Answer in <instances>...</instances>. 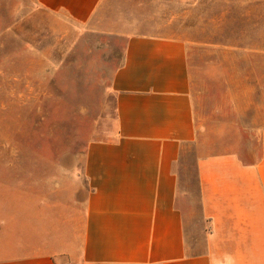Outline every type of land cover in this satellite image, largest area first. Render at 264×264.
Returning <instances> with one entry per match:
<instances>
[{
	"label": "crops",
	"instance_id": "1",
	"mask_svg": "<svg viewBox=\"0 0 264 264\" xmlns=\"http://www.w3.org/2000/svg\"><path fill=\"white\" fill-rule=\"evenodd\" d=\"M18 1L121 56L83 159L51 160L12 212L0 195V264H264V48L145 32L111 0Z\"/></svg>",
	"mask_w": 264,
	"mask_h": 264
},
{
	"label": "rangeland",
	"instance_id": "2",
	"mask_svg": "<svg viewBox=\"0 0 264 264\" xmlns=\"http://www.w3.org/2000/svg\"><path fill=\"white\" fill-rule=\"evenodd\" d=\"M111 1L145 32L264 48V0ZM14 3L0 0V195L9 197L8 212L17 194L47 182L51 160L81 161L88 142L109 125L111 76L121 56L120 44L77 29L49 31L41 18L20 17ZM194 55L193 63L216 58Z\"/></svg>",
	"mask_w": 264,
	"mask_h": 264
}]
</instances>
